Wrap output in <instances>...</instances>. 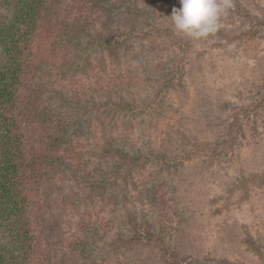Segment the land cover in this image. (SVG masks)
<instances>
[{"label": "rangeland", "instance_id": "374dc122", "mask_svg": "<svg viewBox=\"0 0 264 264\" xmlns=\"http://www.w3.org/2000/svg\"><path fill=\"white\" fill-rule=\"evenodd\" d=\"M49 6L80 85L53 81L47 65L31 99L52 134L46 149L68 144L90 169L64 162L48 175L46 264H264V106L230 129L264 98V28L243 36L250 22L237 13L262 19L264 0H227L218 29L228 39L178 33L179 0L101 3L93 25L61 0ZM91 69L133 74V88L101 95L82 77ZM138 234L132 248L115 243Z\"/></svg>", "mask_w": 264, "mask_h": 264}, {"label": "trees", "instance_id": "16d2710c", "mask_svg": "<svg viewBox=\"0 0 264 264\" xmlns=\"http://www.w3.org/2000/svg\"><path fill=\"white\" fill-rule=\"evenodd\" d=\"M51 1L0 0V264H46L42 221L47 212L46 196L50 182H53L48 175L53 166L64 162L75 166L76 171L90 169L89 161L81 152H70L68 144L65 145L66 153H60L58 148L46 149L52 134L30 95L34 78L37 74L44 75L43 69L47 65L52 66V74H49L53 81L61 75L62 81L68 82L67 86L75 94L78 92L76 86L80 85L79 79L68 71L73 58L70 50L63 52L60 47L63 35L51 12ZM61 1L83 25L98 22L103 18L100 4L112 2ZM237 13L250 22L243 36L252 37L264 28V18L257 19L246 9H238ZM215 33L228 39L220 29ZM162 34L175 42L181 41L171 31L165 30ZM82 77L85 83L92 84L95 92L106 95L113 90L128 92L133 88L132 81L136 76L125 74L124 70L105 76L91 69ZM130 105L121 101L116 109L133 111ZM263 106L264 98L255 107L237 112L230 129L235 127L242 113H252ZM150 202L153 208L161 211V215L168 207L163 196L156 195ZM144 237L138 234L118 239L115 243L121 248H132L142 243ZM68 247L73 248V245L68 244Z\"/></svg>", "mask_w": 264, "mask_h": 264}, {"label": "clouds", "instance_id": "9594fccd", "mask_svg": "<svg viewBox=\"0 0 264 264\" xmlns=\"http://www.w3.org/2000/svg\"><path fill=\"white\" fill-rule=\"evenodd\" d=\"M170 16L174 29L191 39H204L215 33L227 10V0H179Z\"/></svg>", "mask_w": 264, "mask_h": 264}]
</instances>
